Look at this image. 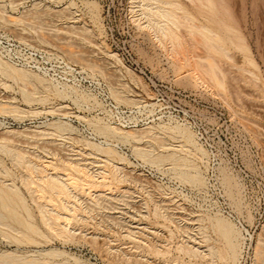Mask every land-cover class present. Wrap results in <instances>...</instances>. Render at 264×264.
I'll return each mask as SVG.
<instances>
[{
	"label": "rangeland",
	"instance_id": "374dc122",
	"mask_svg": "<svg viewBox=\"0 0 264 264\" xmlns=\"http://www.w3.org/2000/svg\"><path fill=\"white\" fill-rule=\"evenodd\" d=\"M172 1L184 8L180 13L188 12L183 17L190 15L189 19L193 18L195 22L184 19V22L188 20L186 24L190 23L186 25L182 22L179 28L180 37L183 36L185 42L184 48L187 46L190 49L186 47L191 54H188L189 58L196 56L195 60L189 59L190 63L203 72L207 70L210 60H215V80L203 76V82L195 87L183 77L190 68L185 63H181L183 66L179 65L180 62L173 63V59L168 58V43L165 41L166 48L165 42L160 45L162 43L151 36L146 20L141 16V7L146 4L141 3V0H0V32L24 43L27 41L31 46L49 50L77 67L80 72L69 77V82L52 84L71 88L78 97H85L63 99L45 93L40 95L41 102L36 99L27 102L22 93L27 87L0 74V102L6 104L5 107L17 106L21 111L27 109L24 114L26 117L19 113L23 118L17 113L0 110V144L8 146L5 145L6 151L5 148H1L4 151L0 149V191L19 195L15 198L10 193V198L4 194L6 201L1 199L0 192L3 203L0 202V255L9 253L23 257L22 264H28L34 258L35 261H42V264L46 260L47 264L264 262L262 254L263 260L257 257L254 263L256 244H259V248L262 245L264 249V0H211L208 4V0L206 3L205 0H196L194 3L193 0ZM89 4H95V15L87 10ZM180 13L178 16L181 18ZM4 19L17 22L8 23ZM188 25L191 26L190 32L195 29L200 31L201 28L203 33L206 27L204 39L211 38L212 44L210 42L209 46L215 49L211 51L212 47H208L207 41L201 39L203 34L190 37L188 29H185ZM207 28L212 33L216 32V35L211 34L214 41L212 36L207 38L210 31ZM195 31L192 36L196 35ZM219 46L226 53L222 54ZM207 48H210L212 54H208L213 56V60L208 55V58L205 57L206 50L209 51ZM218 48L217 51L221 52L216 53L214 50ZM103 51L115 53L119 64L105 56ZM127 70L131 72L130 75H127ZM30 87L24 90L32 92L34 88ZM130 99H138L136 105ZM29 110L34 113L37 110L38 114L35 116ZM58 124L73 129L75 140L67 141V138L64 140L52 133L44 135L45 128ZM104 124L125 131H143L150 128L148 126L159 124L188 129L204 156H198L197 153H189V156L186 152L183 155L178 150L176 153L192 162L186 163L198 169L199 172L195 170L200 173L204 185L202 182L195 186L180 182L166 163L160 166L144 162L137 157L131 142L118 141L116 137L97 133L98 126ZM26 128H34L36 132H32L35 135L41 133L39 131L42 128L45 131L42 130L43 136H35L31 131V136H24ZM8 129H11V134L21 131L18 133L23 136L17 134L16 137L13 133L9 137L6 132ZM28 130L25 134L29 133ZM78 136L102 147V151L112 148L119 158L123 157V170H118V174L122 171L124 175L121 173L120 176L127 174L129 180L135 178V181L108 182L107 179L105 182L108 186L92 189L95 191L89 192L91 196L83 193L79 187L77 195L75 191V195L65 202L54 195H51V202L38 198L33 189L35 184L42 182L36 178L34 184L36 180L33 178L37 174L36 177L40 178L47 172L36 174L29 167L31 171L27 169L24 162L17 164L11 157L13 159V155L20 152L18 155L25 154L26 157H23L29 160L33 158L34 163L43 162L51 172V165L65 169L64 174L73 173V169L68 170V166L62 165L67 164L61 163L66 161L64 158L67 161L73 157V161H78V158L87 160L83 164H89V171L86 169L88 174L92 171L89 178L102 167L108 170L101 160L102 152L83 147V142L76 140ZM2 138L5 141H1ZM167 141L178 144L175 140ZM13 147L19 151H16L17 154ZM10 148L14 150L12 156ZM196 156L203 159L200 161ZM91 162H100V167L97 165L99 169L95 164H92L95 169L93 166L90 168ZM29 176L31 181L35 180L32 184H29ZM83 176L82 173L84 179ZM27 178L30 181L28 184ZM85 178L88 179L87 176ZM226 178H231L230 185L224 182ZM136 179L139 183H135ZM61 203L63 206H72L74 203L77 208L73 211L63 210ZM45 204L55 212L45 209ZM4 206L14 207V211ZM40 206L48 212H40L44 210ZM56 214L70 216L68 231L71 233L67 239L50 230L41 218L43 215L54 217ZM209 217L211 221L214 217L223 219L234 230L238 238L234 259L230 257V246L219 230L211 225ZM27 224H31L32 229ZM25 225L31 231L35 228L34 233L37 231L38 234H28L30 230L27 231ZM21 232L24 235L26 233L28 239L23 235L21 237ZM46 251H53L56 255H46ZM212 251H216L215 255ZM3 259H0V264H21L22 261L9 260L17 263H8L4 259V263H1Z\"/></svg>",
	"mask_w": 264,
	"mask_h": 264
},
{
	"label": "bare ground",
	"instance_id": "6f19581e",
	"mask_svg": "<svg viewBox=\"0 0 264 264\" xmlns=\"http://www.w3.org/2000/svg\"><path fill=\"white\" fill-rule=\"evenodd\" d=\"M141 1H143V2H141V3H146L145 5H144V7H141V8H145L144 10L142 9L141 11H143L142 12V14L143 15H141V16H143V18L146 20V26H147V28H148V31L150 32V34H152L151 36H154V38H156L157 39V41H159L160 43H162V44H160V45H163L164 44V42L166 41L167 43H168V45H169V47L168 46H166L167 44H166V42H165V44H164V47L166 46V48L168 47L169 49H167L168 51H169V56H168V58L169 59H173L172 61H173V63L175 62H180V64L179 65H181V63L183 64V63H185L186 64V66H188L189 68H190V71H189V73L188 74H185L183 77H186L185 79H187L188 80V82L190 83V84H192V85H196V84H198V85H200L199 84V82H203V78L205 79V77H203V76H207V77H209V78H211V79H213V80H215L216 79V66H215V63H214V61L215 60H213V56H209V52H211V51H213V49H215V48H213L212 46H209V43L210 44H212V40H211V34H214V35H216L215 33H212V31H211V29H208L207 28V31L208 30H210L209 31V34H207L208 35V37L207 38H210V39H204V34L203 33H205L206 31V27H204L203 29H204V31H203V33H202V29L200 28L199 30L200 31H197L196 29V31L195 30H193V31H195L194 33L196 34V35H194V36H192L193 35V31L191 30V32L189 31V29H191L190 27L191 26H189V27H187V28H185L186 30L188 29V31H187V33L189 34V35H191L190 37H195V36H197L198 34V36H202L201 34H203V36H202V40H204V41H207L206 42V44H208V47H212V49H211V51L209 50L210 48H207L209 51H207L206 50V52H207V54H206V58H208V56L209 57H211L212 58V60H213V62H211V60H210V58H209V60H210V62L208 63V65H207V70L206 71H200L195 65H192V63H190L191 62V60H189L190 58L191 59H193L194 57H196V56H194V57H190L189 58V56L191 55V54H189V50L186 48V50L188 51V53L186 52V50H185V48H184V44H185V42H183L184 41V39H183V36L182 37H180L182 34H181V32H180V30L181 29H179L180 28V25H181V23L183 22L184 24H186V22L188 21V20H193V18H191V19H189V17H190V15H189V17H186L187 16V14H186V18L185 17H183V15L185 14V12L186 13H188L187 11H183L182 13H180V10L181 9H184L183 7L181 8L180 7V4H178V3H176L175 1H172V0H141ZM189 1H191L192 2V0H189ZM194 1H196V0H193V2L192 3H194ZM203 1V0H202ZM206 1L207 0H205L204 2L206 3ZM209 1H211V0H208L207 1V3L206 4H208V2ZM198 2L199 1H197V4H198ZM196 3V2H195ZM203 4V3H202ZM212 4V3H211ZM199 5H200V3H199ZM141 6H143L142 4H141ZM200 6H203V5H200ZM85 7H86V5H85ZM86 8H88L87 10H89V12L91 13V14H93V15H95L96 14V12H95V4H89V6L87 5V7ZM146 10V11H145ZM177 10H178V12H177ZM182 11V10H181ZM95 13V14H94ZM179 13L181 14L180 16H181V18L178 16L179 15ZM1 16V15H0ZM10 17H12V16H10ZM14 17V16H13ZM2 18V17H1ZM16 18V17H15ZM142 18V19H143ZM183 18V19H182ZM3 19V18H2ZM11 19V18H10ZM140 19H141V17H140ZM144 19L142 20L143 21V23H144ZM184 19L186 20V19H188L186 22H184ZM5 20V19H4ZM181 20H183V21H181ZM6 21V20H5ZM4 21V23H6V22H8V23H13L14 21L13 20H8V21H6L5 22ZM15 22H17V21H15ZM145 23H144V26H145ZM182 23V24H183ZM188 23H190V22H188ZM187 23V24H188ZM193 23L195 24V22H194V20H193ZM193 23L191 24L192 26H193ZM7 24V23H6ZM186 24V25H187ZM8 25V24H7ZM16 25V24H15ZM201 25V24H200ZM200 25H198V26H200ZM198 26L196 27V28H198ZM203 27V26H202ZM2 28V27H1ZM181 28H183V27H181ZM179 29V30H178ZM192 29H194V26H193V28ZM180 32V33H179ZM198 32H200V33H198ZM180 35H179V34ZM192 33V34H191ZM207 33V32H206ZM206 33H205V35H206ZM219 36V35H218ZM218 36H216L217 37V39H218ZM206 37V36H205ZM214 37L212 36V39H213ZM21 39V38H20ZM183 39V40H182ZM18 40V39H17ZM155 40V39H154ZM209 40H211V41H209ZM238 40H240V39H238ZM20 41H23V40H20ZM25 41V40H24ZM196 42H197V40H195ZM203 41V42H204ZM213 41H214V39H213ZM218 41H221L220 39H218ZM27 42V41H26ZM25 42V43H26ZM215 42H217L216 41V39H215ZM214 42V43H215ZM222 42V41H221ZM221 42H219L220 44H221ZM184 43V44H183ZM213 43V44H214ZM205 44V43H204ZM205 44V45H206ZM220 44H218V45H220ZM30 45V44H29ZM203 45V44H202ZM215 45H216V43H215ZM217 45V46H218ZM34 46V45H33ZM207 46V45H206ZM206 46H204L205 48H206ZM214 46V45H213ZM220 46H223L222 44L220 45ZM219 46V48H221ZM163 47V46H162ZM161 48V47H160ZM217 48V47H216ZM219 48L218 49H216V50H214L216 53L218 52H221V51H217V50H219ZM162 49V48H161ZM103 50V49H102ZM105 50V49H104ZM164 50H166L165 48H164ZM220 50H222V48L220 49ZM224 50V49H223ZM222 50V54L223 53H226L225 52V50L223 51ZM103 52H105L104 53V55L105 56H107V57H109V58H111V59H113V60H116V62H117V64H119L118 62H119V60L116 58L117 56H115V53L113 54V52L111 53V52H109V51H103ZM215 52H213V53H215ZM167 53V52H166ZM209 53V54H208ZM188 54H189V56H188ZM211 54H212V52H211ZM208 55V56H207ZM193 56V55H192ZM205 57H203L204 58V62H205ZM168 59V60H169ZM199 61H200V58H197ZM197 59H196V61H197ZM194 60H195V58H194ZM206 60H208V59H206ZM68 61V60H67ZM170 62H171V60H169ZM193 62V61H192ZM195 62V61H194ZM193 62V63H194ZM201 62V61H200ZM121 63V62H120ZM196 63V62H195ZM197 63H199V62H197ZM184 64V65H185ZM200 64V63H199ZM199 64H197L198 66H199ZM120 65H122V64H120ZM181 66H183V65H181ZM123 67V69H125V67L124 66H122ZM199 68H201L200 66H199ZM202 68L205 70V68L202 66ZM201 68V69H202ZM125 71V70H124ZM127 75H130V73L131 72H129L128 70H127ZM0 74H1V76H4L5 78H8V79H11L12 81H14V82H21V83H19L20 85H23V86H25V87H30V85L31 86H33V87H30L31 89H33L34 88V90L32 91V92H27L26 90H24V89H27V88H24L23 90H22V93H23V97H24V100L25 101H27V102H30V100H33V99H36L37 101H42V98H40V95L42 96V94H45V93H48V94H53V95H55L54 97H57V96H59V98H63V99H66V98H70V97H72V98H75L76 99V97H78V95H77V93L75 92V91H73V89H69V88H67V87H58V86H55L54 84H52V82L50 81V80H48V79H46L43 75H41V74H38V73H36V72H32V71H29L28 69H26V68H23V67H17V66H15V65H13V64H11V63H9L7 60H5L1 55H0ZM131 76H132V74H131ZM129 78H131V80L134 82H136V80H134V78L133 77H130L129 76ZM130 80V79H129ZM131 80H130V82H131ZM201 80V81H200ZM136 83H138V82H136ZM135 83V84H136ZM189 83H187L188 85H189ZM139 84V83H138ZM29 85V86H28ZM137 85V84H136ZM22 86V87H23ZM191 86V85H190ZM196 87V86H195ZM115 89V88H114ZM143 89V91H144V88H142ZM28 90V89H27ZM118 90V89H117ZM112 91H113V89H112ZM111 92V91H110ZM112 94H114L113 92H111ZM145 93H147V92H145ZM111 94V95H112ZM37 95H39V96H37ZM57 95V96H56ZM118 95H120V94H118ZM148 95V94H147ZM122 96V95H121ZM150 96V95H149ZM39 97V98H38ZM80 97H84V96H80L79 95V97L77 98V99H80ZM85 98V97H84ZM113 98H114V95H113ZM123 98H124V96H123ZM122 98V99H123ZM83 99V98H82ZM116 99V98H115ZM124 100H126V98L124 99ZM123 100V101H124ZM131 100V99H130ZM138 100V99H137ZM137 100L135 99V100H131L130 102H132L133 101V103H134V105H136V103L135 102H137ZM120 101H122L121 99H120ZM126 101H129V100H126ZM117 102H118V100H117ZM139 102V101H138ZM141 102V101H140ZM126 103H128V102H126ZM8 104V103H7ZM139 104V103H138ZM4 105H6V104H4ZM1 102H0V110L1 111H4V112H12V113H17L18 114V116L21 114L22 116H25L26 117V115H24V114H26L25 112H26V110L27 109H25L24 111H21V110H19V108H17V106L16 107H11V108H9V106L8 107H5ZM12 105V104H11ZM130 105H133V104H130ZM23 110V109H22ZM30 111V110H29ZM34 111H36L37 112V110H34ZM30 112H32V111H30ZM34 113V112H32V113H34L35 114V116H36V114H38V113ZM39 112V111H38ZM42 112V111H41ZM20 113V114H19ZM27 113H28V111H27ZM8 114V113H7ZM33 114H31V116H32ZM29 116V115H28ZM20 117V116H19ZM20 118H23V117H20ZM58 123V122H57ZM56 123V124H57ZM97 125V124H96ZM167 125V124H166ZM166 125H162V124H159L158 126H148V127H150V128H148L147 130L145 129V130H143L142 131V129H140V130H138V131H134V130H130V131H125V130H122V129H120V128H116V127H114V126H111V124L110 125H102V126H98L99 128L98 129H96V130H98V132L97 133H100V134H102L103 136L105 135V137L106 136H112V138H114V137H116L117 138V140L119 141V140H122V142L124 141V142H131L132 144H134V148H132V149H134V151H135V153H136V155H137V157H140L141 158V160H144V162H146V163H149V164H152V165H160L161 163H163V165L166 163L167 164V166L169 167V169L170 170H172L173 172H175V177L177 176V179H179L180 180V182H188V183H186V184H190L191 186H195V185H199L202 181H201V178L199 177V174L200 173H197L196 172V170L198 171V169H194V168H192L193 166H191V167H189L188 166V164H190V163H186V162H188L187 161V159H186V157L184 158V156L183 157H181L180 155H177V153H176V151L178 150L179 151V153H181V152H183L182 154L184 155V153L186 152V153H191V154H195V153H197V155L198 154H200L201 156H204V153H203V151H201L200 150V148L197 146V142L194 140V136L192 135V133L190 132V131H188V129H186V128H182L181 126H178V125H173V126H171V125H169V126H166ZM45 127H47V125L45 126ZM48 128H50V129H48ZM6 129V128H5ZM46 129V132H44V135H45V133H47V134H55V136H57L58 138H61V139H68L67 141H69L70 139H74L75 140V138H76V134L74 135V130L73 129H71V128H68V127H64L62 124H58V125H52L51 127H47V128H45ZM48 129V130H47ZM9 130H11V129H8V131L6 130V132H7V134H8V136L9 137H11V135L13 134V133H15L14 135L16 136V137H18V136H21L22 134L20 133H18V132H21V131H18L17 132V134H19L18 136H17V134H16V132H12V134H11V132L9 131ZM22 130H24V129H22ZM26 130V131H25ZM24 131H25V133H27V128L25 129ZM34 130V128L33 129H29L28 130V132L29 131H33ZM40 130H41V128H40ZM42 130H44L43 128H42ZM39 131L38 130V128H37V131H39V132H41V133H38V135L40 136V134H41V136H43L42 135V132L43 131ZM35 131V130H34ZM45 131V130H44ZM5 132V133H6ZM36 132V131H35ZM34 132V133H35ZM9 133H10V135H9ZM22 133H24L23 131H22ZM23 134L24 136H26V135H28V136H31L30 135V132L28 133V134ZM33 133V132H32ZM31 133V134H32ZM33 133V134H34ZM22 135V136H23ZM35 135V134H34ZM33 135V136H34ZM38 135H35V136H38ZM15 136H12V137H15ZM50 136V135H49ZM51 136H54V135H51ZM73 136H74V138H73ZM64 139V140H65ZM167 139H170V140H175L176 141V143L178 142V144L177 145H173V144H171L170 142H168L167 141ZM2 140H4V138H2L1 139V141ZM77 141L78 140H80L81 142H83V143H81L82 145H83V147H85V148H88V150H89V148H91V149H95L96 151H97V153H100V151L102 152L101 154H103V156H102V162H104V165H105V167L106 168H108V170H105L103 167L101 168V169H103V170H98L96 173H95V175H93V176H91V178L93 179V180H90L91 178H89V176H90V173L92 172V171H90L89 172V174L87 173L88 171H89V164H88V162H87V164H83V162L85 161H83V160H79V158H78V161H77V159H75L76 161H73L74 160V157L72 158V160L70 161H67V158H64L66 161H62L61 163H63V162H65V163H67V164H62V165H64V166H68L69 167V169L68 170H71V169H73L72 171H73V173H66V174H64L65 173V169H59L57 166H53V165H51V167H52V169H53V171L51 172V170L49 171L48 170V167L45 165V164H43V162H40V164H39V162L37 163V161H35L36 163H34V160H33V158H30L31 160H29L28 158H26L25 159V154L24 155H18L20 152L19 151H17L16 150V148H14L15 149V153H16V151L17 152H19L16 156L15 155H13V159H12V157H11V160L14 162V161H16L17 162V164H20L21 162H24V164H26L25 165V167L27 168V167H29L31 170H32V172H36V174H37V172L39 173H41V171L42 172H47V174L45 175V174H43V175H45V176H41L40 178L39 177H36V176H38V174L35 176V178H33V179H35L36 180V178L39 180V181H41L42 182V184H39V182H38V184H35L36 182H37V180L35 181V180H33L32 179V181L34 182V184L37 186H35V189L37 188V190L35 191V189H33L34 190V192H37L36 194L34 193V192H32V193H34L35 195H38V198L40 197V198H45V199H47L48 200V202H51L52 200H51V195L53 196L54 195V197L55 196H59L60 198H59V200H61V201H63V202H65V201H67V199H71V198H69L71 195H75V191L80 187L81 188V190H82V192L83 193H86V194H88V196H91V195H89V192H94L95 190H92V189H94V188H97V187H105V186H108L107 185V183L105 182V180H107L108 179V182L109 181H112L113 180V182L114 181H119V182H121V181H126V180H128V181H130V182H132V180L133 181H135L134 179L135 178H131L130 180H129V178L127 177L128 175L126 174V176H120V174L122 173V171H120L121 173L120 174H118L119 173V171L118 170H123V165L121 164L122 163V161H123V157L121 156V158H119L118 157V154H117V152H114V150L112 149V148H108V149H106V150H103L102 151V147H98V146H96V144L94 145V143L92 144V143H90L89 141H87V140H83L82 138L81 139H79V136H78V139H76ZM5 141V140H4ZM63 141V140H62ZM70 141H72V140H70ZM76 141V142H77ZM80 141H79V143H80ZM167 141V142H166ZM174 142V141H173ZM2 143V142H1ZM73 143V142H72ZM75 143V142H74ZM78 143V142H77ZM76 143V144H77ZM107 143V142H106ZM175 143V144H176ZM5 145L6 144H0V146H4V147H0V149L1 148H5V151H6V147H5ZM98 145V144H97ZM109 145V143H107V145L106 146H108ZM138 145H140V146H138ZM141 145H143V147L141 146ZM7 146V145H6ZM8 147V146H7ZM13 148H10L11 150H9L10 152H11V156H12V153H14V150H13ZM8 150V149H7ZM83 150H86V149H84L83 148ZM1 151H4L3 149H1ZM87 151V150H86ZM91 151V150H90ZM10 152H7V153H10ZM82 152H84V151H82ZM91 152H94V151H91ZM85 153V152H84ZM87 154L89 153L88 151L86 152ZM85 153V154H86ZM96 153V152H95ZM94 153V154H95ZM89 154H91V153H89ZM100 154V155H101ZM117 154V155H116ZM92 155V154H91ZM99 155V154H98ZM186 155V154H185ZM23 156H25V157H23ZM93 156V155H92ZM95 157H96V155H94ZM188 156V155H187ZM189 156H190V154H189ZM192 156V155H191ZM199 156V155H198ZM100 156H98L97 158H99ZM193 157V156H192ZM197 157V156H196ZM68 158H71V157H68ZM190 158V157H189ZM198 158V160H200V158L199 157H197ZM64 159H62V160H64ZM190 159H192V158H190ZM193 159H194V157H193ZM196 159V158H195ZM203 158L201 157V160H202ZM35 160H38V159H36L35 158ZM101 160H100V162H101ZM197 160V159H196ZM200 160V161H201ZM39 161V160H38ZM87 161V160H86ZM85 161V162H86ZM89 162H90V160H88ZM98 161V160H97ZM97 161H96V159H95V162L97 163ZM15 162V163H16ZM81 162H82V164H81ZM100 162H98V164H95V163H92L91 162V165H90V168L93 166L92 164H95V166H99L100 165ZM101 162V163H102ZM189 162H191V161H189ZM41 163L43 164V165H41ZM192 163V162H191ZM24 164H22V165H24ZM47 164V163H46ZM122 165V167H121V165ZM45 165V166H44ZM84 165H86V166H84ZM103 165V164H102ZM103 165V166H104ZM191 165V164H190ZM98 166H97V168H98ZM161 166V165H160ZM165 166V165H164ZM94 167V166H93ZM100 167V166H99ZM196 167V166H195ZM29 168H27V169H29ZM96 167H94V169H95ZM29 169V170H30ZM86 169L88 170V171H86ZM93 169V170H94ZM99 169V168H98ZM167 169V168H166ZM30 170V171H31ZM59 170H63L64 172L62 173L61 171H59ZM92 170V169H91ZM168 170V169H167ZM86 171V172H85ZM96 171V170H95ZM169 171V170H168ZM31 172V173H32ZM51 172V173H50ZM61 172V173H60ZM199 172V171H198ZM82 173H83V177H84V179L81 177V175H82ZM124 173V172H123ZM122 173V174H123ZM39 175H41V174H39ZM91 175H92V173H91ZM124 175V174H123ZM87 176V178L88 179H86L85 177ZM201 176V175H200ZM202 177V176H201ZM29 178H30V181H31V176H29ZM82 178V179H81ZM25 180H26V178H25ZM28 181H29V179L27 178V184H28ZM29 181V182H30ZM32 181H31V183H29V184H32ZM233 181V180H232ZM1 182V181H0ZM138 182V180L136 179V182L135 183H137ZM227 185H230V182H231V178H226V180L224 181ZM223 182V183H224ZM4 184H5V182H3ZM80 183V184H79ZM112 183V182H111ZM134 183V182H133ZM139 183V182H138ZM203 183V182H202ZM194 184V185H193ZM202 185V184H201ZM203 185H204V183H203ZM141 186H143V185H141ZM225 186V185H224ZM234 186V185H233ZM236 186V185H235ZM234 186V187H235ZM6 187H9V184H8V186H7V184H6ZM197 187V186H196ZM232 187V186H231ZM10 188V187H9ZM9 188H7L8 189V191H10L9 190ZM229 188H230V186H229ZM12 190H14L13 188H11ZM230 189H232V188H230ZM228 190V189H227ZM3 190H1L0 192L2 193V197H1V199L3 198L4 199V197H10V196H8L10 193H11V191L9 192V193H4V194H6V196H4V194H3V192H2ZM160 192H161V190H159ZM229 192H233V190L231 191H229ZM13 193V192H12ZM11 193V195H13L14 197L15 196H19V195H14V194H12ZM162 193V192H161ZM104 194V193H103ZM230 194V193H229ZM1 195V194H0ZM76 195H77V191H76ZM100 195H101V193H100ZM99 195V196H100ZM85 196H87V195H85ZM37 197V196H36ZM231 197H232V195H231ZM11 198V197H10ZM15 198H18V197H15ZM58 198V197H57ZM65 198H66V200H65ZM73 198H76V197H73ZM0 199V200H1ZM4 200H6V199H4ZM7 201V200H6ZM11 201V200H10ZM60 201V202H61ZM234 201V200H233ZM237 201V200H236ZM1 202V204H3L2 203V200L0 201ZM13 202V200L11 201V203ZM74 204V203H73ZM72 204V206H69V204L68 205H64L63 206V203H61V208L63 209V210H69V211H73V209H75V208H77V206L75 207V204L73 205ZM6 205H8V204H6ZM46 205V204H45ZM44 205V208L45 209H47L48 211H50L51 213H54L55 211L54 210H52V208H51V206L49 207L48 205H46L45 206ZM22 206H24V205H22ZM9 207H11V206H9ZM9 207L8 206H4V208L5 209H9ZM41 208H43V206H40ZM14 207H11L10 209L12 210ZM25 208V207H24ZM41 208H39V209H41ZM43 208V209H44ZM9 209V210H10ZM44 209V210H45ZM42 210L41 209V211L40 212H45V213H47L48 211L47 210ZM12 211H14V209L12 210ZM8 212V211H7ZM42 219H43V221H44V223L49 227V229L51 230L52 229V231H54V233H56L58 236H60V237H62V238H64V239H67V238H69L70 237V231H68V230H70V229H68V227H69V224H70V216L69 215H62V214H56V215H54V217H52V216H46V215H43L42 217H41ZM209 220H210V217L208 218ZM211 221V220H210ZM212 224L211 225H213V227H215V229L217 228L218 230H219V232H220V234L222 235V237L224 238V240L226 241V243H227V245H229L228 247L230 248L229 250H231L232 252H231V258H235L236 257V250L238 249L237 248V245H236V239H238V238H236V235L234 234V230L232 229V227H230L229 226V224L228 223H226L223 219H221V218H218V217H214V219L212 218ZM210 222V223H211ZM27 227L28 228H31L32 229V225L30 224L29 226H28V224H27ZM25 229L28 231V230H30V229H27L26 228V225H25ZM216 229V230H217ZM34 231H35V228L33 229ZM26 231V232H27ZM34 231H28V234H30V232L31 233H34ZM51 231V232H52ZM27 234V236H29ZM34 234H38L37 233V231L34 233ZM22 235L23 236H25L26 235V233H25V235H24V232L22 233L21 232V237H22ZM26 237V236H25ZM30 238H31V236H29ZM238 237V236H237ZM27 239H28V237H26ZM22 239V238H21ZM25 238H23L22 240H24ZM27 239L25 240V241H27ZM32 239V238H31ZM30 239V240H31ZM261 240V239H260ZM259 240V241H260ZM31 241H34L33 239L31 240ZM258 241V242H259ZM261 241H263V240H261ZM264 243V242H263ZM262 244V243H261ZM258 245L259 244H256V246H255V251H254V256H256V257H254V263H255V258L257 259V257L258 258H261V257H263L262 256V254L264 255V253H262V252H264L263 250V248H262V245H260L261 247V249H263V250H261L259 247H258ZM263 247H264V244H263ZM193 249V248H192ZM260 249V250H259ZM198 250V249H197ZM196 250V251H197ZM207 250V249H206ZM193 251H195V250H193ZM262 251V252H261ZM47 252V253H46ZM46 252H44V254H46V255H56V253H54L53 251H46ZM62 253V252H61ZM208 253V252H207ZM212 253H213V251H212ZM212 253H209V254H212ZM215 253H216V251H214V255H215ZM230 253V252H229ZM206 254V253H205ZM213 254L211 255V256H213ZM57 255H58V253H57ZM60 255V254H59ZM58 255V256H59ZM1 258H4V259H6L7 260V262L9 263V262H11V261H9V260H18V262L19 261H21V264H22V262L24 261V258L23 257H15V256H13L12 254H9V253H2L1 255H0V259ZM2 260V262L1 263H4V261L5 260ZM264 259V258H263ZM262 258H261V260H263ZM38 260V259H37ZM35 261V258H34V260H31V261H28V264H42V261H40L39 262V260L38 261ZM236 260V259H235ZM234 260V261H235ZM47 261V260H46ZM45 261V262H46ZM232 262H233V260H231ZM264 261V260H263ZM6 262V263H7ZM25 262H26V260H25ZM39 262V263H38ZM45 262H43L44 264H45ZM256 262H257V264H259V263H262V261H258V260H256ZM11 263H17V262H15V261H12ZM20 263V262H19ZM24 263V262H23ZM48 262H46V264H47ZM78 263V262H77ZM81 263V262H80ZM80 263H78V264H80ZM235 262H233V264H234ZM10 264V263H9ZM26 264V263H25ZM256 264V263H255ZM262 264H264V262L262 263Z\"/></svg>",
	"mask_w": 264,
	"mask_h": 264
},
{
	"label": "built area",
	"instance_id": "2783aa9c",
	"mask_svg": "<svg viewBox=\"0 0 264 264\" xmlns=\"http://www.w3.org/2000/svg\"><path fill=\"white\" fill-rule=\"evenodd\" d=\"M0 55L9 63L43 75L55 84L69 82L80 70L49 50L31 46L0 32Z\"/></svg>",
	"mask_w": 264,
	"mask_h": 264
}]
</instances>
